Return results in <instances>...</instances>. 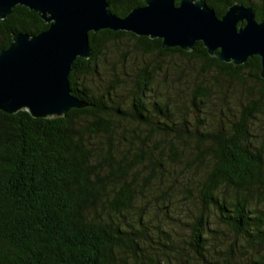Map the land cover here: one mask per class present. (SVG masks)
<instances>
[{
	"label": "trees",
	"instance_id": "trees-1",
	"mask_svg": "<svg viewBox=\"0 0 264 264\" xmlns=\"http://www.w3.org/2000/svg\"><path fill=\"white\" fill-rule=\"evenodd\" d=\"M107 1L121 17L144 4ZM205 1L218 16L239 1L264 20V0ZM49 25L35 10L14 6L0 18V51L13 32L35 35ZM125 37L143 53L250 79L260 84V98L213 129L204 116V78L187 103L155 91L160 63L138 69L130 88L118 73L98 82L109 46ZM89 40L91 57L76 58L69 76L85 106L52 118L0 110V264H264V137L260 143L250 130L264 109L260 56L234 65L210 56L202 41L189 52L122 30L90 31ZM181 198L197 206L191 221L172 215ZM156 212L188 232L172 236L154 225L153 237Z\"/></svg>",
	"mask_w": 264,
	"mask_h": 264
},
{
	"label": "water",
	"instance_id": "water-1",
	"mask_svg": "<svg viewBox=\"0 0 264 264\" xmlns=\"http://www.w3.org/2000/svg\"><path fill=\"white\" fill-rule=\"evenodd\" d=\"M121 17L107 0H0V18L18 4L35 10L49 27L38 34L13 32L0 51V110L33 117H61L86 104L72 93L69 76L78 57L90 58V31L111 29L162 39V47L193 51L202 41L210 56L241 65L261 58L264 78V20L236 1L218 16L205 0H143ZM241 23V24H240Z\"/></svg>",
	"mask_w": 264,
	"mask_h": 264
},
{
	"label": "rangeland",
	"instance_id": "rangeland-1",
	"mask_svg": "<svg viewBox=\"0 0 264 264\" xmlns=\"http://www.w3.org/2000/svg\"><path fill=\"white\" fill-rule=\"evenodd\" d=\"M134 42V40L125 37L118 42V46H109L107 59L101 68V77L98 82L111 83L114 80L113 74L118 73L126 79V84L130 88L131 80L138 69L145 66L153 68L157 63H160L162 69L156 74L157 82L153 84L155 91H162L163 94L169 93L172 98L176 97L183 103H187L192 99L195 84L201 83L204 78V81H209L208 90L210 95L207 100V108H205L206 113L203 115L207 117L206 127L213 129L218 127L220 120H224L226 123L236 121L241 115V110L248 102L260 98L258 93L260 84L250 79L243 83L219 75L214 70L202 71L199 60L181 59L177 55L166 57L159 56L156 53H143L136 49ZM122 92L123 97L127 98L129 96L128 89L125 88ZM177 114L179 117V112ZM250 130L258 135L261 143L264 137V109L252 120ZM181 202L179 208L172 215L177 216L180 211L181 213L177 217L182 222L191 221L196 212V204H189L186 199L182 198ZM150 221L149 232L153 237L156 236L155 233L157 232L154 225L166 229L172 236H176L177 233L185 234V232H188L186 229L188 226L169 221L160 212H156Z\"/></svg>",
	"mask_w": 264,
	"mask_h": 264
}]
</instances>
